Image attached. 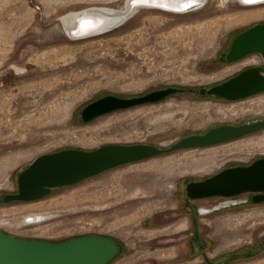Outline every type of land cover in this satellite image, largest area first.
I'll return each instance as SVG.
<instances>
[{
  "label": "rangeland",
  "instance_id": "obj_1",
  "mask_svg": "<svg viewBox=\"0 0 264 264\" xmlns=\"http://www.w3.org/2000/svg\"><path fill=\"white\" fill-rule=\"evenodd\" d=\"M127 1L0 0V230L52 241L107 235L119 248L107 264H205L220 257L225 264H264V202L254 203L250 193H242L234 198L245 203L212 210L224 197L192 200L184 192L189 180L264 156V128L125 163L54 187L39 199L1 201L2 194L17 190L18 172L42 153L107 143L168 146L217 124L264 117V107L230 112L255 103L264 91L235 100L197 93L198 87L261 63L251 53L233 62L254 56L257 63L213 76L233 63L224 61L232 38L263 22L264 14L227 20L264 11V5L206 0L180 13L136 7L119 25L80 39L68 36L63 26L61 17L70 10L108 6L122 11ZM166 86L183 90L88 122L80 119L81 107L105 94L135 96ZM202 202L210 204L209 213L198 210ZM31 211L54 214L38 224H22L21 217Z\"/></svg>",
  "mask_w": 264,
  "mask_h": 264
},
{
  "label": "water",
  "instance_id": "obj_2",
  "mask_svg": "<svg viewBox=\"0 0 264 264\" xmlns=\"http://www.w3.org/2000/svg\"><path fill=\"white\" fill-rule=\"evenodd\" d=\"M246 2L244 0H240ZM264 2L253 0L251 3ZM129 4L131 0H129ZM161 4L172 5L163 7ZM201 0H158L141 3L138 7L168 8L183 12L195 8ZM184 5H187L185 7ZM91 9L80 14L71 34H88L104 28L109 15H92ZM84 14V15H83ZM93 24L81 30V21ZM261 57V64L251 65L229 78L209 87H198V95L235 100L264 91V21L256 22L237 33L224 54L225 62H233L247 54ZM183 90L166 86L135 96L105 94L80 109L82 122L118 109L160 101ZM264 128V117L241 123H221L201 133L184 135L168 146L147 142L107 143L93 149L62 148L42 153L33 158L16 176L17 190L2 194L1 201H29L47 195L54 187H64L97 175L107 169L182 148L204 147L233 140ZM188 199L224 197L213 209L242 204L245 198H234L250 193L254 203L264 202V156L248 164L231 165L202 179L191 180L184 186ZM118 244L110 236L86 234L61 241L24 238L0 230V264H107L118 253Z\"/></svg>",
  "mask_w": 264,
  "mask_h": 264
},
{
  "label": "bare ground",
  "instance_id": "obj_3",
  "mask_svg": "<svg viewBox=\"0 0 264 264\" xmlns=\"http://www.w3.org/2000/svg\"><path fill=\"white\" fill-rule=\"evenodd\" d=\"M180 1V0H179ZM184 1V0H183ZM206 0H201V3H204ZM224 0H222L223 2ZM246 2H243V1H240L238 0L239 4H241L242 6H244L245 8H257V7H261L264 5V2H258V3H251L253 0H244ZM255 1V0H254ZM105 2V1H103ZM127 5H126V8L125 10L122 9V11H112V10H109V9H113V8H110L108 6H102L103 8H99V7H93V8H90L91 9V13L92 15H98V14H103V15H109V19L107 21V23L105 24L104 28L100 29V30H96V31H93L91 33H88V34H71L70 33V29L71 28H74L76 26L75 24V21L77 19V17L84 13L85 11L87 10H90V9H81V10H70V12H68L67 14H63V16L61 17V20H62V23H63V26L65 27V29H67L69 35L71 38L73 39H80V38H83V37H86V36H92V35H96V34H100V32H104V30H106L107 28H110V27H115L117 25H119L122 21L125 20V18H127L128 15L131 14V12L133 10H135L136 7L138 6H133L132 4H129V0L127 1ZM172 6V5H170ZM227 7V6H226ZM225 7V8H226ZM152 8V7H151ZM155 9H159V10H163V11H169V12H175V13H180L178 11H172L168 8H158V7H153ZM134 13V11L132 12ZM85 14V13H84ZM83 14V15H84ZM264 14V11H251V12H240V13H237L236 16L234 18H231L229 20H227L228 23H233V22H237V21H241V20H246V19H250V18H253V17H256V16H260V15H263ZM129 17V16H128ZM61 23V24H62ZM93 24L92 21H90L89 19L87 20H82L81 21V27L80 29L81 30H85V29H88L90 27V25ZM63 27V28H64ZM66 32V30H65ZM239 61V60H238ZM246 64L248 63H257V58L256 57H250L249 59L245 60V61H240L238 63H231L225 67H223L222 69L216 71L213 73V76L214 77H222L224 75H227L235 70H237L238 68H241V65H243V63ZM245 64V65H246ZM256 100V99H255ZM251 102V101H250ZM248 103V104H242V105H239L237 108H231L230 109V112L231 114H234V113H244L246 111H258L259 109H262L264 107V96L262 97H259L258 100L255 102V103ZM215 109V108H214ZM218 111V110H217ZM221 111V110H220ZM227 111V110H226ZM262 111V110H261ZM223 112V111H222ZM230 115V114H229ZM236 115V114H235ZM222 116V115H221ZM221 120V119H220ZM260 142V140H259ZM261 145V144H260ZM246 146V145H245ZM215 150V149H214ZM200 161V160H199ZM209 162V161H208ZM196 167H199V166H196ZM205 170V169H204ZM207 170V169H206ZM76 210V209H75ZM199 211L201 212V214H207L209 213V208L206 207V206H200L199 208ZM49 212V211H48ZM38 212V211H31V212H28L26 214H24L21 219L19 220L22 224L24 223H28V224H38V223H41V222H44L45 220L49 219L51 216H53V214L50 212ZM59 213V211H58ZM56 215V214H55ZM8 221V220H7ZM15 221V220H14ZM15 223V222H14ZM156 258V257H155ZM262 260L264 261V259L262 258ZM261 261V259H260ZM262 261V262H263ZM258 262V261H257ZM259 263V262H258ZM261 264V263H260Z\"/></svg>",
  "mask_w": 264,
  "mask_h": 264
},
{
  "label": "flooded vegetation",
  "instance_id": "obj_4",
  "mask_svg": "<svg viewBox=\"0 0 264 264\" xmlns=\"http://www.w3.org/2000/svg\"><path fill=\"white\" fill-rule=\"evenodd\" d=\"M248 55V54H247ZM246 56V55H245ZM261 64V63H260ZM257 65H259V64H257ZM249 67V66H248ZM245 68H247V67H245ZM244 69V68H243ZM258 158V157H257ZM250 163V162H249ZM248 164V163H247ZM234 165H239V164H234ZM189 181H191V180H189ZM188 182V181H187ZM186 184V183H185ZM185 184H184V186H185ZM187 198V197H186ZM188 199V198H187ZM203 199H205V198H203ZM192 200H194V199H192ZM220 201V200H219ZM218 201V202H219ZM217 202V203H218ZM199 208H200V206L198 207V210H199ZM208 208H210V207H208ZM201 213V212H200ZM227 262V260L225 259V258H223V257H220V258H215V259H211V260H205V264H225Z\"/></svg>",
  "mask_w": 264,
  "mask_h": 264
},
{
  "label": "snow or ice",
  "instance_id": "obj_5",
  "mask_svg": "<svg viewBox=\"0 0 264 264\" xmlns=\"http://www.w3.org/2000/svg\"><path fill=\"white\" fill-rule=\"evenodd\" d=\"M150 2V0H131V3L133 6L137 5V4H141V3H148ZM151 2H158V0H151ZM161 6L163 7H169L170 5L168 4H161ZM185 7H187V5H184Z\"/></svg>",
  "mask_w": 264,
  "mask_h": 264
},
{
  "label": "crops",
  "instance_id": "obj_6",
  "mask_svg": "<svg viewBox=\"0 0 264 264\" xmlns=\"http://www.w3.org/2000/svg\"><path fill=\"white\" fill-rule=\"evenodd\" d=\"M199 206H206V207H210V204L208 202H202L201 204H199ZM212 206V205H211Z\"/></svg>",
  "mask_w": 264,
  "mask_h": 264
}]
</instances>
